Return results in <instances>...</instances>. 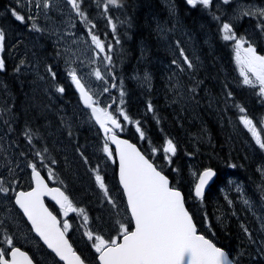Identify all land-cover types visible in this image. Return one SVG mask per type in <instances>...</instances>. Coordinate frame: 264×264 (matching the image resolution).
I'll return each instance as SVG.
<instances>
[{"label":"rangeland","instance_id":"1","mask_svg":"<svg viewBox=\"0 0 264 264\" xmlns=\"http://www.w3.org/2000/svg\"><path fill=\"white\" fill-rule=\"evenodd\" d=\"M168 1L171 4V9L168 10V13H176L177 16H174L172 23L169 15L166 16V14L160 12L161 8L154 6L153 12L148 11L147 15H145V20L142 19L144 27L136 31L137 36L139 35L141 38L139 40L141 42L139 44L140 53L131 77L138 86H142L150 92L154 91L153 100L160 98V102L164 107L171 110L175 109L177 117L180 118L182 115V118H186L188 110L194 105L193 96L195 92L192 89V85L197 73L207 72L208 56H210V65L212 64V59L218 61V64L222 66L224 76L237 80L239 85L244 84L239 66L235 61L234 41H225L222 38L221 29L224 23H229L232 26L237 38H244L246 41L245 47L251 44L256 52L258 50L262 51V54L257 52L258 55H264V38H259V32L264 30V16H261L257 11L258 9H264V0H250L243 3L240 0H236L231 4L229 1L225 3L224 0H218L219 2L217 1L211 5L212 8L197 4L192 11H188L190 13L188 19L179 11L176 0ZM0 2L18 8L15 10L25 16V21L21 22L17 29L8 27L6 30H2L0 27V30L5 33L4 47L3 51H0V58L3 52L5 53L7 52L6 50L9 51L12 48L11 51H15L18 55L16 63H19L18 68L21 71L20 76L17 78L16 90L8 87V84L0 76V100L4 94H11L12 98H15L12 100L16 102L19 97L20 101L25 97L26 99L28 98L27 100H31L32 98H37V92L45 93L47 98L54 96V98L59 100L60 98L55 95L56 91L63 94L66 93V89L69 87L74 92V95L71 96L73 100L65 105L60 104L56 110L62 119L63 125L61 129L65 136H68L71 130L76 132L73 134L72 139L59 134L64 139V143L62 147L55 146V152L59 158V160L56 159L57 167L55 169L52 163L44 171L55 183L59 181L68 185L67 180L69 177L65 171L67 167L65 163L76 166L78 163L85 162V165L97 166L96 169L92 168L88 171L90 176L88 181L90 179L96 180L95 176L97 173L101 176L100 165L114 170V156L109 158L107 153L103 151L108 139L104 136L103 140L99 138V134L96 131L98 129L101 132V130L91 121V111L83 106L79 93L77 91V94L75 93L72 85L73 81L69 75V72L74 70L77 78H80L87 90L92 94L93 102L99 108H108L118 120L120 126H123L125 119L120 112L123 109L121 107L122 103L115 100L113 78L109 75L106 65V62L109 61L107 57H113L114 46L118 47L121 45V39L118 35L120 30L114 33L113 37H105L99 34L103 30L106 33L107 26L111 32L115 28L111 23H107L109 22L108 18L115 16L112 6L107 5L106 7V0H79L80 10L84 13L82 18L71 7L68 0H49V7L47 8L43 7V0H0ZM38 4L39 6H37ZM85 4L88 8L86 11L83 10ZM135 8L138 9L137 12ZM135 8V13L138 15L137 19L140 20L141 15L145 12V7L137 6ZM115 10L117 12L122 11L120 6H117ZM2 12L6 13L8 10L3 8ZM210 14L215 15V19L211 18ZM1 19L0 16V21ZM131 23L129 21L123 29H129L132 25ZM33 24L36 25V28L32 27ZM92 35L97 36L104 45L103 51L98 49L92 42ZM216 37L217 41L215 40ZM221 50L225 52V57L220 54ZM181 51H183V56ZM184 56L191 62L192 68H189L184 62ZM224 58H227V61ZM22 60L24 61L23 64L20 63ZM173 61L177 63L174 64ZM96 71L100 72L101 79L96 77ZM157 74L160 78L158 84L153 81L154 75ZM54 86L53 90L52 87ZM60 88H63L62 92L58 90ZM207 90L210 92V88L205 87L203 95L207 94ZM223 109H225L226 115L232 110L226 105H224ZM261 111H264V109ZM123 112L128 116L127 110L123 109ZM241 116L243 115L235 117V120H237L239 126L247 131L250 138L255 141L251 132L241 122ZM260 118H255L253 124L256 126L257 131L261 133L263 128L260 126ZM131 120L130 118L125 121L130 123ZM1 123L0 120V187L7 188L8 191L0 192V223L3 226L0 233V241L2 238L12 237L13 242L21 241V243H27L35 249L38 248L37 251L46 255L38 245L40 243L39 239L34 237L28 226L23 225L22 219L24 218L13 200V194L16 191L30 186L29 171H31V168L29 165H36L42 159H36L37 154L34 153L33 148H23V145L17 142L10 131L7 132ZM41 124H39V127L44 128L46 125L43 126ZM262 125H264V120ZM82 126H86L90 131L88 132L89 136L86 134L87 138H83L84 132L82 134L77 133L83 129ZM45 128L51 131V139L53 136L56 138L54 133H57L58 130H54L55 127L52 124L46 125ZM75 142L80 143L79 152L75 151L77 148ZM108 147L112 152L109 144ZM196 164L192 162V164L187 165L189 172H192L190 177L193 178V185L198 179V173L204 169L202 166L198 168ZM49 170H51V176ZM83 171L85 170L80 169L77 172H80L81 177L86 179ZM258 171L261 172L258 175L264 184V169L259 167ZM221 174L225 181L220 182L218 188H220V192L225 196L226 200L233 205L234 200L231 197V191L235 190L237 200L242 201L244 205L246 204L245 206L250 211L255 210V203L244 189L243 182L238 177L232 176L227 172L223 171ZM105 187L108 196L117 205L121 206L122 212H127L119 187L117 190H110L108 184ZM69 199L74 207L83 209L77 195L73 194ZM250 211L247 214L248 221H250ZM59 213L69 220L67 233L73 235L78 243L82 239L83 244H81V247L84 254L93 260L95 264H99L97 261L95 262L96 251L92 247L93 240L89 239L85 233L91 232L93 238L95 235L103 236L102 233L107 229L104 228L103 224L105 223L101 220L103 216H97L96 213L94 215L87 214L84 210L83 214L80 212H69L65 216L61 210ZM85 215L87 216V221L84 219ZM254 217L252 215L251 224L264 238V212L259 210L254 214ZM249 224V227L245 226V229L249 233L248 236L252 237V229ZM0 244H2V247L9 246L6 240L0 242ZM263 251L261 249V252ZM46 256L49 264H60L51 256Z\"/></svg>","mask_w":264,"mask_h":264},{"label":"trees","instance_id":"2","mask_svg":"<svg viewBox=\"0 0 264 264\" xmlns=\"http://www.w3.org/2000/svg\"><path fill=\"white\" fill-rule=\"evenodd\" d=\"M165 2L166 4H164ZM169 3L168 0H133L131 2L120 0L122 11L118 13L117 17L108 18V24L111 23L113 27L116 26L125 33L126 30L123 28L130 21L127 13L130 14L132 16L130 23L133 24L131 23L132 26L127 30L134 31V36L138 37L137 40L128 44H121L118 47L115 45L113 57L106 62L107 71L113 78L115 100L122 103L121 107L127 110L128 116L132 119L130 123L124 120L122 134L140 144L145 155L171 179L172 186L182 190L184 202L190 210V214L193 215L200 232L211 238L216 245L226 249L236 264H264V238L251 224L252 215L254 217V214L259 210L264 212V184L258 175L261 173L258 168L264 169V149H261L235 120V117L240 115L247 116L252 121L261 117L260 126L263 128L261 138L264 139V125H262L264 111H261L264 109V95L260 94L258 85H239L237 80L236 83L235 79L224 76L222 66L218 64V61L212 59L210 65V56H208L207 72L197 73L192 85L195 92L193 96L194 105L188 110L186 118H182V115L179 118L175 109H168L161 104L160 98L153 100L154 91L150 92L142 86H138L131 77L140 53L139 44L141 42L139 40L141 38L139 35L137 36L136 31L144 27L145 15L148 11H152L154 6L161 8L160 12L166 16L169 15L172 23L176 13H168V10L171 9ZM137 6L145 7V12L141 15L140 20L137 19L138 15L134 10ZM3 8H6L8 12L3 13ZM12 9L18 8L0 2V16L2 18L0 27L2 30H6L8 27L17 29L21 25V22L12 16ZM135 9L137 12L138 9ZM83 10H88L86 4L83 6ZM179 11L186 19L190 17V13H188L190 10L183 7L182 4L179 6ZM210 16L215 19V15L210 14ZM106 33L111 37L108 26ZM208 33L210 34L209 31ZM259 38H264V30L259 32ZM215 40L217 41V37ZM11 50H6L7 52H3L1 55L0 59L4 60L5 69L0 71V76L8 84V87L16 90L17 78L21 71H17L18 55ZM118 51L119 53H117ZM257 52L262 54L261 50ZM220 54L224 57L226 55L223 50ZM224 59L227 61V58ZM153 81L158 84L160 81L158 74L154 75ZM205 87H209L210 92L207 90V94L203 95ZM54 88L55 86L52 87L53 90ZM160 94L162 93L160 92ZM55 95L61 100H57L54 96L47 98L43 92H37V98L31 100H27L28 98L25 97L20 101L19 97L16 102L12 100L15 98H12L11 94H4L0 100L2 126L7 132L10 131L12 137L20 142L23 148L31 147L34 149V153H39L36 159L42 160L38 161L36 167L44 174H46L44 170L53 162V167L55 169L57 167L56 159L59 160V158L55 152V146L62 147L64 143V139L59 134L72 139L76 132L71 130L69 135L65 136L61 129L62 119L56 110L60 104L65 105L72 101L71 96L74 95V92L67 87L66 93L60 94L56 91ZM149 104L152 105L151 111L148 109ZM224 105L232 109L227 115L223 109ZM240 108H243L244 112H241ZM42 119L45 120L42 121ZM40 123L43 126L52 124L55 127L54 130H58L57 133H54L56 138L53 136L51 139V131L45 128L46 125L44 128L39 127ZM137 127L144 133L143 138L137 131ZM82 128L77 133L82 134L84 132L83 138H87L90 131L86 126H82ZM96 132H98L99 138L103 140V133L98 129ZM168 139L172 140L176 146L175 154H166L163 151L165 141ZM76 144L75 151L79 152L80 143ZM153 149L156 151L153 152ZM166 156L168 159L165 158ZM192 162L197 163L198 168L201 166L203 168L210 167L217 171L214 183L207 188L203 198L195 197L193 189H191L193 178L190 177L192 172H189L187 165L192 164ZM65 164L67 166L65 171L69 177L68 185L59 181L53 183L64 188L70 197L73 194L77 195L85 213L93 215L96 213L97 216H103L101 220L105 223L103 224L104 228H107L102 233L105 239L116 237L120 233L119 225L121 223L125 224L127 228L132 227L126 212H122L121 206L117 205L109 196L104 195V190L99 187L96 180L90 179L88 181V177H90L88 171L92 168L96 169L97 166L85 165V162L78 163L76 166ZM114 167L116 170L115 164ZM80 169L85 170L83 172L86 179L81 177L80 172H77ZM100 169L104 184H108L110 190H117L119 186L116 180V171L104 168L103 165H100ZM223 171L238 177L243 182L244 189L255 203V210L250 211L245 206L246 204L244 205L242 201L237 200L235 190L231 191V197L234 200L233 205L221 194L218 185L225 181L221 176ZM48 204L52 209H56L54 204L50 202ZM249 211L251 213L250 221L247 219ZM248 223L252 229V237L248 236L249 233L245 231V226H248ZM2 228L0 223V233ZM4 240L5 238H2L0 242Z\"/></svg>","mask_w":264,"mask_h":264},{"label":"snow or ice","instance_id":"3","mask_svg":"<svg viewBox=\"0 0 264 264\" xmlns=\"http://www.w3.org/2000/svg\"><path fill=\"white\" fill-rule=\"evenodd\" d=\"M224 2L227 3L228 0H224ZM68 3L82 18L84 17L77 0H68ZM187 3L193 6L201 4L208 7L210 0H187ZM107 5L120 6L119 0H106L105 6L107 7ZM43 7H49V0H43ZM257 11L261 16H264V9ZM11 14L17 21L22 23L25 21V16L15 9ZM32 27L36 28V25L33 24ZM221 31L225 41H234L235 61L239 66L240 75L243 77V83L259 85L260 94L264 95V55H258L251 44L245 47L246 41L243 37L237 38L229 23H224ZM4 39L5 33L0 30V51H3ZM91 39L98 49L104 50V45L97 36L92 35ZM181 55L183 56V51H181ZM107 59L110 60V57ZM184 62L189 68H192V64L186 56H184ZM20 63L23 64L24 61L22 60ZM173 63L177 62L173 61ZM4 69L5 62L0 59V71ZM18 70L19 68H17ZM69 75L79 89L84 104L92 109V115L96 122L106 134H110L107 139L116 145V154L119 157L120 165V184L127 196L128 209L135 225L134 229L129 230L125 224L121 223L119 225L120 239L117 237L105 239L101 235H95L93 238L91 232L85 233L89 239L93 240L92 247L98 253L100 264H231L224 250L217 247L211 240L206 239L204 235L197 233L193 219L185 208L181 192L169 185L168 178L158 171L137 150L135 145L119 139L113 133V128H120L118 120L107 109L94 106L92 96L85 90L74 70L70 71ZM95 75L98 79L102 78L99 71H96ZM58 90L62 92L63 88ZM148 109L152 110L151 104L148 105ZM240 111L244 112V109L240 108ZM120 112L125 120L129 119L123 109ZM240 119L251 132L256 144L264 149V139L261 138V133L257 131L253 121L247 116H241ZM109 123L112 127H108ZM137 131L143 138L144 133L139 127H137ZM103 151L109 158L112 157L107 143H105ZM155 151L156 149H153V152ZM163 151L166 154H175L176 146L172 140L165 141ZM165 158L168 159L167 156ZM29 167L32 169V180L36 187L28 192L16 193L15 203L19 205L31 222L32 229L65 264H84V261L65 238V233L69 229L68 222L65 220L63 227H59V221L45 207L42 197L51 196L65 216L69 212L83 214V209L74 207L69 197L59 188H49L37 171L35 164H30ZM49 172L51 176V170ZM214 175L215 173L210 168L198 173V182L195 184L196 197L203 196L205 185ZM95 179L107 197L108 192L102 177L97 173ZM7 191V188L0 187V192ZM84 219L87 221L86 215ZM5 240L9 246L13 245L12 237H5ZM9 256L10 259L7 258ZM0 264H32V260L20 248L12 246L10 251L0 249Z\"/></svg>","mask_w":264,"mask_h":264},{"label":"water","instance_id":"4","mask_svg":"<svg viewBox=\"0 0 264 264\" xmlns=\"http://www.w3.org/2000/svg\"><path fill=\"white\" fill-rule=\"evenodd\" d=\"M80 80V79H79ZM80 82H81V80H80ZM81 84H82V82H81ZM74 86H75V89H76V91L79 93V97L81 98V95H80V91H79V89L76 87V85L75 84H73ZM83 86H84V88H85V90L89 93V95H92L88 90H87V88H86V86L84 85V84H82ZM92 99H93V96H92ZM81 102H82V104H83V106L86 108V109H89L90 111H91V115H92V109L91 108H89L88 106H86L85 104H84V102H83V100L81 99ZM94 106H96V107H98L95 103H94ZM92 117H93V120L96 122V119H95V117L92 115ZM96 124H97V126L102 130V132H103V134L105 135V136H108V135H110V134H106L105 132H104V130L100 127V125L96 122ZM110 124V123H109ZM111 125V124H110ZM119 139H121V140H126V141H128V143H130V144H133V145H135L136 146V148H137V150L142 154V155H144V153L141 151V149H139V146L136 144V143H133L130 139H128V138H126V137H124V136H121V135H118L117 133H115V132H113ZM109 144H111L112 146H113V148H114V151H115V156H116V158H117V162H118V173H117V177H118V181H119V185H120V187L122 188V190H123V186L120 184V179H119V171H120V165H119V157H118V155L116 154V145L109 139ZM145 156V158L146 159H148L154 166H155V164H154V162L150 159V158H148L146 155H144ZM157 168V167H156ZM208 168H210V167H208ZM208 168H204L201 172H203L205 169H208ZM210 169H212L213 170V172L215 173V175L209 180V182H208V184H206L205 185V188H204V192H203V196L202 197H204V195H205V193L207 192V188H209L213 183H214V181H215V179H216V175H217V171L214 169V168H210ZM157 170L158 171H160L158 168H157ZM37 171H38V169H37ZM163 175H165L162 171H160ZM39 173H40V175H41V177L44 179V182H45V184L49 187V188H59L62 192H64L60 187H57V186H51V185H49V183H47L48 181L46 180V178L43 176V174L39 171ZM31 176H32V170H31ZM166 176V175H165ZM167 178H168V176H166ZM168 180H169V185L171 186V180H170V178H168ZM33 181V180H32ZM198 182V179L196 180V182L194 183V185H193V194L195 195V184ZM32 184H33V186L31 187V188H29V189H25V190H20V191H17L16 193H18V192H21V191H24V192H28V191H31L32 190V188H34V187H36V185H35V182L33 181L32 182ZM172 187V186H171ZM177 189V188H176ZM180 192H181V194H182V196H183V198H184V195H183V192L181 191V190H179ZM123 193H124V190L122 191ZM64 194H66L65 192H64ZM124 196H125V201H126V203L125 204H127V196L125 195V193H124ZM195 197H196V195H195ZM202 197H197V198H202ZM15 199H16V194H15V196H14V202H15ZM47 199L49 200V201H51V202H53L55 205H56V207H60L57 203H56V201L55 200H53L52 199V197L51 196H49V195H45V196H43L42 197V200H43V202H44V205H45V207L50 211V212H52V214L54 215V216H56V218H57V220L59 221V227H61L62 228V226H61V222H60V219H58L59 217L50 209V207H48V205H47ZM16 204V203H15ZM184 204H185V202H184ZM16 206L18 207V209H20L21 210V212H22V214L24 215V217L26 218L25 220L29 223V225H30V227H31V229H32V225H31V222L28 220V218H27V216L24 214V212H23V210L19 207V205H17L16 204ZM127 208H128V205H127ZM185 208H186V210L189 212V215L192 217V219H193V216H192V214H190V211L188 210V208L186 207V205H185ZM128 211H129V213H130V216H131V212H130V210L128 209ZM132 219V218H131ZM132 222H133V227H132V229H134V227H135V225H134V221L132 220ZM193 223L195 224V226H196V223H195V221H194V219H193ZM196 229H197V233L198 234H200V235H204V234H202V233H200V232H198V228H197V226H196ZM32 233H34L39 239H40V241L42 242V244H44L46 247H47V249L48 250H50L51 252H53L52 251V249H50V248H48V246L44 243V241L40 238V236L32 229ZM205 236V235H204ZM65 238L68 240V243L72 246V248H73V250H74V247H73V245L70 243V239L68 238V236H67V234L65 233ZM205 238L206 239H209V240H211L210 238H207L206 236H205ZM212 241V240H211ZM213 242V241H212ZM214 243V242H213ZM215 244V243H214ZM216 245V244H215ZM217 247H219L218 245H217ZM219 248H221V247H219ZM222 249V248H221ZM222 250H224V249H222ZM21 251H23V250H21ZM75 251V250H74ZM225 251V253L227 254V256H228V259H229V261H231V264H236V263H234V261H232L231 259V257L229 256V254H228V252L226 251V250H224ZM23 252H25L28 256H29V254L26 252V251H23ZM76 252V254L78 255L79 253L77 252V251H75ZM54 254H55V252H53ZM55 256L60 260V261H62L64 264H65V262L63 261V260H61L56 254H55ZM80 256V255H79ZM81 257V256H80ZM10 258V257H9ZM31 260H32V258L31 257H29ZM98 258V257H97ZM81 259H82V257H81ZM83 260V259H82ZM98 262L100 263V261H99V259H98ZM32 264H35L34 263V261L32 260ZM84 264H86L85 262H84Z\"/></svg>","mask_w":264,"mask_h":264},{"label":"flooded vegetation","instance_id":"5","mask_svg":"<svg viewBox=\"0 0 264 264\" xmlns=\"http://www.w3.org/2000/svg\"><path fill=\"white\" fill-rule=\"evenodd\" d=\"M129 1H130V0H129ZM217 1H218V0H210V4H209L208 8H212L211 5L215 4ZM228 1H229L230 4H231V3H233V2L236 1V0H228ZM240 1L243 3V2L250 1V0H240ZM77 2H79V0H77ZM218 2H219V1H218ZM176 3H177V5H178L177 7H179V6L182 4L183 7H187V9L190 10V11H192V9H193V7H194L193 5L188 4V3H187V0H176ZM119 5H120V1H119ZM111 6H112L113 10H114L115 7H116V6H113V5H111ZM195 8H196V7H195ZM196 9H197V8H196ZM194 10H195V9H194ZM114 11H115V10H114ZM118 13H119V12H116V11H115V16H116V17H117V15H118ZM127 17H128V19H129L130 21H132V16H131L130 14L127 13ZM132 24H133V23H132ZM131 26H132V25H131ZM137 26L140 27L139 25H137ZM132 29H134V28H132ZM139 29H140V28H139ZM139 29H138V30H139ZM119 30H121V29L115 26L113 32L110 33L111 37H113L114 33L118 32ZM133 33H134V31H129V30H126L125 33H124L123 31H120V32L118 33V35H119V38L121 39V44H128V43L131 42V41L137 40L138 37H135ZM99 34H100V35H103V36H105V37H109V35H107L104 31H103V33L101 32V33H99ZM114 37H115V36H114ZM60 215H61V216H60V219L62 218V221H63V222H64L65 220H66L67 222H69V220L65 219V218L62 216V214H60ZM63 219H64V220H63ZM22 221L24 222L23 225H26V226L29 227L27 221H25V220H23V219H22ZM29 229H30V227H29ZM30 230H31V229H30ZM31 233H32V231H31ZM32 234L34 235V233H32ZM34 237L37 238L35 235H34ZM70 238H71V241H72L71 243H73V245H74V247H75L76 250L78 249V251L80 252L79 255L82 256V258L85 260V262H86L87 264H95V263L93 262V260L89 259V258L84 254V251L82 250V247H81V244H83V240L81 239L80 242L78 243V241L75 239V237H74L73 235H71V234H70ZM13 243H14V244H13L12 246H14V247H18V248H20L21 250L26 251V252L30 255L29 257H31V258L34 260V262H35L36 264H49L46 255L51 256L52 258L56 259L55 256H53V254L50 253V252H49V251H48V250H47L42 244H40V243H39L38 245H39V247H40V248L46 253V255H45L44 253L40 252V251H37L38 248L35 249L32 245H29V244H27V243H24V242L21 243V241H15V242H13ZM1 245H2V244H0V249H2V250H6V251H10V249H11V247H12V246H8V247L3 246V247H2ZM9 257H10V256H9ZM9 257H7V258H9ZM86 257L91 261L90 263L86 261ZM59 263H60V262H59ZM60 264H62V263H60Z\"/></svg>","mask_w":264,"mask_h":264}]
</instances>
